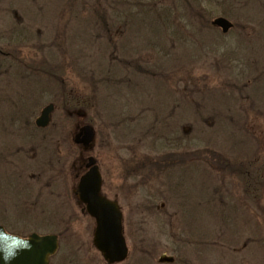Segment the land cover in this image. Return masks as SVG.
I'll return each instance as SVG.
<instances>
[{"label": "rangeland", "instance_id": "rangeland-1", "mask_svg": "<svg viewBox=\"0 0 264 264\" xmlns=\"http://www.w3.org/2000/svg\"><path fill=\"white\" fill-rule=\"evenodd\" d=\"M134 2L0 0V226L61 234L51 264H104L73 196L90 156L73 138L90 124L125 264L264 261V0L185 5L166 25ZM163 158L178 169L155 174Z\"/></svg>", "mask_w": 264, "mask_h": 264}, {"label": "water", "instance_id": "water-1", "mask_svg": "<svg viewBox=\"0 0 264 264\" xmlns=\"http://www.w3.org/2000/svg\"><path fill=\"white\" fill-rule=\"evenodd\" d=\"M213 27L228 34L232 22L224 17L213 20ZM54 105L43 109L36 120V126L44 129L52 122ZM73 141L86 151L93 149L95 131L92 126H84ZM87 167L89 172L81 178L77 195L86 205L87 213L95 220L94 247L102 254L108 264H117L128 257V246L123 230V215L117 202L101 196L102 177L96 160L91 157ZM58 250V238L54 235L39 237L33 235L29 240L12 237L0 227V264H49V259ZM160 263H173L174 258L163 255Z\"/></svg>", "mask_w": 264, "mask_h": 264}, {"label": "trees", "instance_id": "trees-1", "mask_svg": "<svg viewBox=\"0 0 264 264\" xmlns=\"http://www.w3.org/2000/svg\"><path fill=\"white\" fill-rule=\"evenodd\" d=\"M220 1L222 2L223 0H216V4L220 3ZM174 2H175L174 5L172 6V4H171V6L169 7L168 5H164L162 0H159V2H155L152 0H143V1L135 0L134 6L138 7L137 9L139 10V18L143 17V20L145 22H149V24H150V23H153L155 21V23L162 22L161 24L166 25L167 23H169L173 19V15L175 14V12H179L181 7L183 8V6H185V5H188V6H191V5L198 6L199 5V6H201L202 3H206V0H176V1L174 0ZM219 6H220V4H219ZM184 11H186V10H184ZM201 17L204 18L206 21V16H205L204 12L201 13ZM107 32H109V30H107ZM17 60H18V58H17ZM20 61H21V59H20ZM26 61L27 60H25V62ZM134 66L137 67V65H134ZM57 79H59V78H57ZM22 112H23V109L21 108V111H20L21 116L24 117L26 125H27L26 120H27L28 115H26L25 113L22 114ZM15 113H16V119L23 120L18 115L17 109H15ZM16 119H14V120H16ZM170 158H168L169 162L167 161V159H165V160H161L160 163L162 165H167L171 162ZM176 161H180V159L177 158ZM217 167L223 168V165L217 166Z\"/></svg>", "mask_w": 264, "mask_h": 264}, {"label": "flooded vegetation", "instance_id": "flooded-vegetation-1", "mask_svg": "<svg viewBox=\"0 0 264 264\" xmlns=\"http://www.w3.org/2000/svg\"><path fill=\"white\" fill-rule=\"evenodd\" d=\"M86 160H87V158L83 160V162H82V164H81V166H80L78 172H77L76 175H75V179L78 180V181L80 180V178H81V177L87 172V170H88V169L86 168V162H87ZM104 194H105V193H104V185H103V195H104ZM105 195H106V194H105ZM76 198H77V200H78V206H80L82 214L86 215V212H85L84 206L80 203L79 198H78V197H76ZM5 231H6L7 234H10V235H12V236H18V237H20V238H24V239L28 238V237H29L30 235H32V234H38V235H40V236H44V233H42V232H40V231H38V232H32V233L28 234L27 236H25V235H18V234H16V233H13V232L7 230V229H5ZM246 247H247V246L245 245L244 248H246ZM127 262H128V261H127ZM127 262H125V263H127ZM173 264H189V263H188V262L177 261V259H176V261H175ZM238 264H264V261H257V260H252V261H241V262L238 263Z\"/></svg>", "mask_w": 264, "mask_h": 264}]
</instances>
